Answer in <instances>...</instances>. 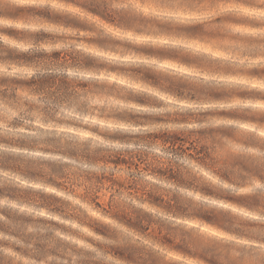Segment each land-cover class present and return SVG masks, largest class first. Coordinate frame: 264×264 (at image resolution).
I'll list each match as a JSON object with an SVG mask.
<instances>
[{"label":"clouds","instance_id":"9594fccd","mask_svg":"<svg viewBox=\"0 0 264 264\" xmlns=\"http://www.w3.org/2000/svg\"><path fill=\"white\" fill-rule=\"evenodd\" d=\"M0 264H264V0H0Z\"/></svg>","mask_w":264,"mask_h":264}]
</instances>
